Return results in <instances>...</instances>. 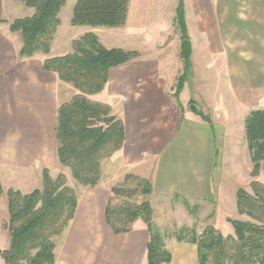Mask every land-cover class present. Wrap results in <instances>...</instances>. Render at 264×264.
<instances>
[{"label": "crops", "instance_id": "0c3cea01", "mask_svg": "<svg viewBox=\"0 0 264 264\" xmlns=\"http://www.w3.org/2000/svg\"><path fill=\"white\" fill-rule=\"evenodd\" d=\"M146 2L129 0L125 25L106 27L115 31L70 24L66 34V53L72 40L87 32L95 33L108 48L139 52L136 59L111 68L103 90L88 96L109 105L125 129L123 147L102 162L101 184L108 176L119 174L122 181L126 176L147 181L151 202L156 196L209 202L215 192L223 193V156L217 145L233 143L237 132L245 137L247 114L264 109V0H215L214 50L207 41L199 49L203 56L209 54L201 59L203 66L210 68L214 54V74L205 73L200 81L187 77L177 99L173 93L183 63L172 69L167 53L154 40H145L144 25L137 22ZM25 9L28 14L33 12ZM0 19L4 20L0 22V211L8 220L6 191L29 193L39 188L43 169H51V162H45L57 160L54 128L63 96L60 85L65 82L56 73L43 70L42 64L46 57L62 54L56 44L63 22L60 18L49 54L27 58L19 56V34L9 29L14 18L0 14ZM191 44L190 76L194 75L197 48L193 41ZM177 50L180 54V47ZM197 98L204 107L193 112L189 105L198 102ZM35 172H40V181L38 173L33 179ZM83 188L88 190L84 196L77 195L74 217L55 237V264H147L146 224L138 220L131 231L115 234L104 218L110 189ZM96 222L111 247H90L91 227ZM58 241L62 242L60 252ZM167 248L171 264H199L196 244L176 240Z\"/></svg>", "mask_w": 264, "mask_h": 264}, {"label": "trees", "instance_id": "16d2710c", "mask_svg": "<svg viewBox=\"0 0 264 264\" xmlns=\"http://www.w3.org/2000/svg\"><path fill=\"white\" fill-rule=\"evenodd\" d=\"M33 9L28 15L14 18L9 29L17 32L22 46L20 57L49 54L51 42L61 23L60 12L68 0H15ZM129 0H77L70 18L72 26L121 27L127 21ZM0 19V22H3ZM175 25L180 32V57L183 71L177 79L173 96L177 99L192 68V44L188 34L184 0H178ZM139 57L136 50L108 48L93 32L71 42V51L49 56L42 68L54 72L59 80L76 90L70 99L57 107L55 121L56 157L69 168L75 181L83 186L98 185L102 162L121 149L125 140L122 120L112 114L107 104L92 101L88 96L101 92L109 70ZM205 117V115L203 114ZM245 139L253 164L252 176L262 169L264 174V109L250 111L244 120ZM131 176H127L130 178ZM142 194H150L147 181ZM252 193L240 188L236 205L240 214L252 221L230 220L234 234L223 235L212 226L201 235L193 228L181 227L175 238L197 245L199 264H264V182L253 181ZM104 210L107 225L115 234L129 232L142 220L149 233L147 264H171L166 238L153 221L149 201L116 203L115 198H130L136 188L114 186L110 189ZM3 188L0 183V194ZM10 235L7 249L0 250L5 264H55V237L59 236L74 217L77 195L66 184L63 174L51 177L42 171V185L29 193L17 189L6 191Z\"/></svg>", "mask_w": 264, "mask_h": 264}, {"label": "rangeland", "instance_id": "374dc122", "mask_svg": "<svg viewBox=\"0 0 264 264\" xmlns=\"http://www.w3.org/2000/svg\"><path fill=\"white\" fill-rule=\"evenodd\" d=\"M76 1L77 0H68L60 15L63 25L60 35L58 36L56 49L58 51L62 49V52H60L62 54L68 51L66 50L68 47V41H66L68 35L66 34L68 33L70 25L69 16H71ZM177 2L178 0H147L143 14L139 18V22H137L139 25H144V32H146L145 35L147 36V39L145 38V40H149V38L154 40L157 43L158 48L167 53L166 57L169 58L170 62L169 67L172 69L178 67L180 63H182V59L177 50V48L180 47V32L174 21ZM25 8L21 3L14 0H4L0 2V14L9 20L28 15V13H26L28 10ZM184 8L187 29L189 27L188 33L190 41H193L197 47L195 49L193 61L194 75H188V79L195 77V79L200 81L201 77L204 78L203 74H214V54L211 55L212 63L209 68V65L203 66L201 62V59L208 57L209 54L208 56H203L202 53H199V49L203 46V43L207 41L211 43L213 47L212 49L214 50L215 0H184ZM134 20V17H132V23H134ZM103 29L116 30L106 27H103ZM105 36L107 37V35ZM208 81L209 80H207V82ZM65 84L66 83H61L60 85L63 86V93L61 94L63 96H61L62 100L60 102L70 99H67V96L70 95L72 91L73 94L76 93V90L72 85H70L71 87H68V85ZM189 84H191V79ZM197 100L198 102L195 101L193 104H196L198 108H203L204 104L202 99L197 98ZM217 147L219 150L221 149L219 154L223 156V193L219 195V191L215 192L213 197L214 200L209 202L189 203L188 201H181L166 196L153 197L151 202L149 194L146 195L141 193V190L145 188L143 182L138 178H127V176L122 181V177L119 174L116 176H108L102 184L100 179V182L96 186H99L101 190L104 191H107L114 186L136 188V194L129 199L126 197H119L115 198L114 201L116 203H121L126 200L131 203H139L146 200L149 201L152 208L153 221L161 228L164 235L167 236L166 248L167 244H171L172 242L176 243L175 233H177L181 227L193 228L198 236L201 235L203 230L208 226L216 228L225 236L233 235L234 229L230 220L252 221L251 217L246 214H240L237 210V190L242 188L248 193H252L253 190L251 183L256 180L264 182V174L261 169L257 176H252L251 172L253 170V164L248 153L246 139L244 136H240V132H237L234 136L233 143H225L223 146L218 144ZM48 162H51L49 163L51 165L49 172L51 177L55 178L57 175L63 174L66 179V184L74 189L76 195L79 197L83 194L84 196L85 191L88 189H84L75 181L69 168L62 166L56 159L48 158L45 163ZM42 164L44 163L42 162ZM36 174L38 175L37 181H40V172H35L33 174V179H36ZM111 196L112 195L110 194V197ZM1 217L3 218L0 211V250H5L8 248L10 235L6 227L8 220L3 218L2 221ZM101 232L100 225L96 222L91 227L89 236L90 247L96 249H106L111 247V243L102 236ZM63 238L61 240L64 241L65 238ZM61 246L62 242L58 241L59 252L61 251ZM0 264H5L1 255Z\"/></svg>", "mask_w": 264, "mask_h": 264}, {"label": "water", "instance_id": "95a60500", "mask_svg": "<svg viewBox=\"0 0 264 264\" xmlns=\"http://www.w3.org/2000/svg\"><path fill=\"white\" fill-rule=\"evenodd\" d=\"M189 107L193 112H199V108L196 104H191Z\"/></svg>", "mask_w": 264, "mask_h": 264}]
</instances>
